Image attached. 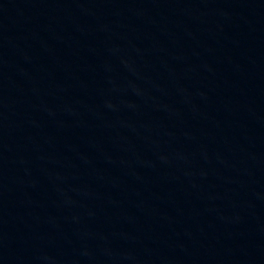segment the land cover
<instances>
[{"label": "water", "instance_id": "95a60500", "mask_svg": "<svg viewBox=\"0 0 264 264\" xmlns=\"http://www.w3.org/2000/svg\"><path fill=\"white\" fill-rule=\"evenodd\" d=\"M0 264H264V0H0Z\"/></svg>", "mask_w": 264, "mask_h": 264}]
</instances>
